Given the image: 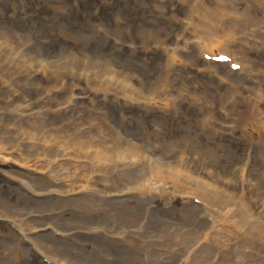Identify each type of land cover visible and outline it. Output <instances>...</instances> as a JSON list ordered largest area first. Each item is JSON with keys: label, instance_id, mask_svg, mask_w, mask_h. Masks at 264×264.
I'll use <instances>...</instances> for the list:
<instances>
[{"label": "rangeland", "instance_id": "1", "mask_svg": "<svg viewBox=\"0 0 264 264\" xmlns=\"http://www.w3.org/2000/svg\"><path fill=\"white\" fill-rule=\"evenodd\" d=\"M194 1L196 0L188 4L190 15H197ZM171 2L172 0H0V31L5 29L8 38H21L22 41L29 40L32 43V46L25 43L23 47L8 48L10 62H6L3 73L5 77L15 76L20 84L10 92L8 87L0 83V103L3 104L0 112L8 110L6 106L9 102L13 106L10 113L14 112L15 107L23 105L24 108L26 102H29L32 103L29 108L34 116L40 114L47 118L48 114L58 113L60 109L69 107L65 115L47 119L71 132L84 126L86 146L84 149L77 147L80 157L76 158L75 152L70 159L73 170L85 162L88 166L87 153L98 151L99 168L91 170L103 173L105 179H108L109 172L117 183L134 188H140L144 181L149 180H159L158 182L167 185L155 194L152 210L144 209L141 199L132 198L125 200L127 204H106L104 209L96 208L99 204L103 205L102 202L90 203L82 210L70 211L69 205H61L59 202L44 204L45 201H40L37 204L35 200L28 199L24 195L26 193L15 184L18 181L4 175V167L8 166L0 159V264H50L41 252H53L55 256H49L61 264H87L89 261L103 264H164V250L168 252L171 264H179L178 255H182L181 264H264V245H261L264 240L261 237L262 243L258 244L256 240H246L247 235L243 232L244 238L234 240L233 244H237L234 250H223L227 256L214 254L210 250L213 248L212 243H206L203 239L207 238V233H212L213 228H233L230 225L235 221L231 216L241 215L243 212H234L235 206H242L241 197H253L256 191L264 189L262 169L253 171L251 176L246 177L239 166L232 164L234 154L239 149L237 144H232L234 139L229 132L216 134L217 128L208 130L211 122L232 120L230 112L233 110L234 97L240 102L238 107L244 108V99L256 91L255 80L240 69H231L241 73V77L235 80L238 81L235 85L241 95H228L231 84L223 80V88L218 92L213 91L214 68L208 62H219L210 57L204 58L199 51L200 40L194 37L193 32L200 28L195 25L197 18L194 16L184 19L186 27L179 23L173 26L167 24L164 31L166 35L169 33L172 36L169 39L170 45H167L168 50L158 49L161 47L154 43L142 44L139 37L142 29L158 31L161 26L159 22L152 24V20L142 21L137 16L136 5L150 7L153 19L169 22L167 17L156 13V8L168 6ZM178 8L177 12L181 14L187 10L180 4ZM135 19L139 22L132 24ZM117 31L121 33L123 40L129 41L126 44L129 53L125 56L121 51L123 44L117 39ZM67 49L71 55L70 73L85 67L99 70L100 77L96 82L79 78L74 81L87 89L91 84L98 88L100 86L93 99H89L90 94L81 92L74 83L69 85L68 92L56 83H48L51 70L44 67L49 65V56ZM193 49L192 57L203 64L191 68L182 67L194 62L188 57L184 58L182 51L190 53ZM172 52L178 53L180 59H170ZM25 53L45 61L35 67L36 61H32ZM92 53L111 57L118 72L103 64L93 66ZM117 53L121 54V58L117 57ZM262 55L264 53L253 55V59L259 60L261 65L264 62ZM223 64L230 69L229 62ZM160 65L163 71L176 65L180 70L174 73V77L181 84L170 88L160 87L159 79L162 74L157 73L155 76L154 73L156 66ZM38 67L43 70L32 74ZM217 70L225 75L220 68ZM89 75L87 71L83 78ZM2 79L4 78L0 76V80ZM24 84L28 87L23 86ZM187 84L192 85L187 87ZM195 86L199 87L197 91L191 89L192 93L187 92ZM72 92H78V95L74 96ZM130 92L138 100L125 96ZM150 93L156 95L146 97ZM257 94L264 96L261 91H257ZM55 95L57 98L50 101L43 99ZM70 95L75 102L70 100ZM164 97H169L166 102L162 101ZM20 101L24 103L19 104ZM0 124L3 125L1 122ZM6 135L8 138L5 140L26 142L20 140L14 131ZM226 141H231L229 144H232L229 151L220 148ZM70 149L76 151L74 148ZM9 163L11 167L8 168L17 170L30 166L20 156L14 155L9 157ZM35 172L42 173L40 170ZM196 180L209 185L203 194L205 198L221 194L216 205L210 201L203 202L202 194L188 193L187 185L195 189L201 187ZM104 195L105 193L95 191L92 198L100 199ZM181 197H189L190 204L185 206ZM166 201L171 207L166 206ZM91 207L92 212L87 209ZM17 208L20 210H16ZM263 208L252 209L256 218L264 219V214L257 215V211ZM37 209L38 213L31 215L21 213L24 210L35 212ZM88 213L92 215H87ZM24 217L28 220L38 217L50 219L58 225L57 237L61 233L73 236L67 237V241L60 245L61 249L52 248L56 245L53 241H48L52 250H45L41 243L33 244L29 240H25V248H21V240L11 231L19 232L14 223L16 219ZM132 222L145 229L143 236L136 240L130 238L127 242L117 244L115 238L105 235L101 230L108 227L111 235L112 231ZM209 224L212 229L208 227ZM238 225L240 227L239 223ZM252 226L255 227V222ZM156 235L165 236L163 240L173 238L175 244L166 246L158 238H150ZM243 241H247L249 247L243 248ZM195 246L198 248L195 249ZM106 248L112 249L110 257ZM87 256L89 259H86Z\"/></svg>", "mask_w": 264, "mask_h": 264}, {"label": "bare ground", "instance_id": "2", "mask_svg": "<svg viewBox=\"0 0 264 264\" xmlns=\"http://www.w3.org/2000/svg\"><path fill=\"white\" fill-rule=\"evenodd\" d=\"M191 2H193V0H172L170 5L156 8V13L167 17L169 22L153 19L151 16L153 10L150 7L143 8L142 5H136L138 8L137 16H139L142 21L152 20V24L159 22V25L161 26L158 31L147 28L142 29V34L139 37L144 45L154 43L161 47H157L158 49L168 50L167 45H170L171 41L169 39H171L172 36H170L169 33L166 35L167 33L164 31L167 24L173 26L174 24L179 23L186 27L184 19L194 16L197 18L195 25L199 26L200 30L194 31L193 35L200 40L199 51L203 57L215 58L221 55H226L231 61L229 64L230 69H228L227 65L223 63L208 62L214 68L213 73L215 78L212 79L213 91L218 92L223 88V80L226 82L229 81L231 84V88L228 90V95H233L235 93L237 96L241 95L235 85V82H238L235 80L241 77V73L231 70L233 64L242 67L240 70L247 73L250 79L255 80L256 91H254L250 97L244 99L242 102L244 108L238 107L240 102L234 97L232 101L233 110L230 112L233 115L232 120L225 122H211L208 130H214L217 128L215 130L216 134L229 132L230 137L234 139L232 144H237L239 149V151L234 154L232 164L239 166L246 174V177L251 176L253 171H258L259 169H262L264 177V96L257 94V91H261L264 95V72L262 71V69H264V62H262L261 65L259 60L253 59L254 53H264V0H196L194 3L197 8V15H190L188 4ZM178 4L187 8L184 14L177 12L179 9ZM129 18L130 16L128 19ZM138 22L139 21L135 19L132 24ZM116 35L117 39L123 44V49H121V51L125 56L129 53V50L126 47V44H128L129 41L123 40L121 33L118 31ZM8 43L11 44L8 45ZM25 43L32 46V43L29 40L22 41L21 38H15L14 40L8 38L5 29L0 31V76L1 78H4L0 80V83L8 87L10 92L15 89L16 85L20 84V81H16L15 76H4V66L6 62H10L8 48L11 46L17 48L19 46L23 47ZM193 51L194 49L190 53H187V50L185 52L182 51V55L184 58L188 57L194 60L192 57ZM25 55H29L32 61H36L35 67L45 61V59L35 57L29 53H25ZM91 56L93 66L103 64L105 66H110L113 71L118 72L115 65L112 64L113 59L111 57L104 55L101 56L96 53H92ZM262 56L264 57V55ZM117 57L121 58V54L117 53ZM169 57L170 59H180V56L176 52H172ZM48 64L49 65L44 67L51 70V76L48 79V83H56L60 87L65 88L67 92L69 91V85L74 83L81 92H86V95L90 94L88 96L89 99L95 97L94 94H96L100 86L98 88L91 84L90 88L87 89L85 87H80L79 83L74 81L76 78H79L85 79L88 82H96L98 77H100L98 69L85 67L77 72L73 71L71 74V55L69 49L51 54L48 58ZM199 64L203 63L195 59L194 62L182 67L188 66L191 68L192 66H197ZM219 68L221 72L225 73V75L219 73L217 70ZM223 69H225V71ZM42 70L43 68L38 67L31 73H38ZM179 70L180 69L176 68V65L167 68L166 71H163L162 65L159 67L156 66V71H154L155 76L157 73L162 74L159 79L161 82L160 87L165 86L166 88H170L175 85L179 86L181 84L180 80L177 81L178 78L174 77V73ZM87 71L90 73L89 77L83 78V75ZM169 76H171V78H169ZM224 78L226 80H224ZM191 85L192 84H187L186 86L190 87ZM23 86L28 87L26 84ZM198 88V86L189 88L187 92L192 93V91H197ZM100 90H103V88ZM72 94L77 96L78 92H72ZM155 95L156 93H150L146 97ZM125 96L138 100L133 92L126 93ZM54 98H57V96L55 95L43 99L50 101ZM168 98L169 97H164L162 98V101L166 102ZM2 100L4 101L3 97ZM70 100L75 102L71 95ZM18 103L23 104L24 102L20 101ZM31 104L32 103L26 102L24 108H22L23 105L15 107L13 110L14 112L10 113L11 111L9 110H12L13 106L11 105V102H9L6 106L8 110L0 112V122L3 123V125L0 124V159L3 161V164L11 167L10 163L8 164L9 157L12 155L17 157L20 156L23 162L30 165L22 170L4 167L5 169L3 170V173L4 175L12 177L13 180L18 181V183L15 184L27 195L29 194L33 197L24 194L28 199L35 200L37 204L41 203L40 201H45L43 202L44 204H50L52 201L59 202L61 205H69L70 211L76 209L82 210L89 206L90 203L99 204L102 202L103 205L99 204L96 208L103 207L104 209L106 204H127V201L125 200H131L132 198L141 199L144 209L152 210L154 208L152 203L153 198L160 188H166V184L158 182L159 180H154L153 182H150L149 180L144 181L143 186H140V188H134L132 186H126V184L124 185L123 183L119 184L120 182L117 183L109 172L108 179H105V177L103 178V173L100 174L97 170H91V168H99L100 157L98 151L87 153V158H89L88 166L87 162H85L83 165H80L78 169L73 170V165H70V159H72L74 153L77 152V147L84 149L86 146V132L83 131L84 126H79L76 132H71L69 129L65 130L64 128L58 127L53 120L47 119L54 116L58 117L65 115L69 110V107L60 109V112L58 113L48 114V117L46 118L42 117L40 114L34 116L29 108ZM155 104L157 103L155 102ZM2 105L3 104L0 103V109ZM41 107L44 108L43 106ZM83 119L85 120L86 116H84ZM206 122H209L208 119H206ZM12 131L15 132L20 140L26 142H19L16 139L14 141L5 140V138H8L6 133ZM229 143H231V141L224 142L221 144L220 148L224 151L231 150L232 144ZM69 148H74L76 151L69 150ZM211 152L213 156V151ZM75 157L79 158L80 154L77 152ZM35 170H40L42 173H37ZM196 182L201 187L195 189L193 186L187 185L186 189H188V193L194 195L202 194L204 199L203 202L210 201L214 202L216 205L221 194L216 193L212 196L209 195V198L207 199L203 194L206 193V189L208 190L207 187L209 185L198 180H196ZM95 191L103 194L105 193L104 196L108 198L110 197V199H106L104 196L100 199H93L92 197ZM115 193L118 196H116ZM181 200L185 203V206L190 204L189 197H181ZM234 204L235 203H232V205ZM240 204L242 205L240 206L241 208L235 206L234 212L241 213V211H243L242 214L231 216L236 222H231L232 224L230 226L233 228L227 229L225 227H220L218 230L213 228L212 233H207V238H203L206 243H212L213 248L210 250L214 251V254L226 255L223 250H234L237 245L233 244L234 240L237 238H244L245 235L243 232L247 235L246 240H256L259 242L258 244L262 243L261 239L264 240V221H262L264 219L256 218L255 213L252 211V209L258 210L264 207V189L256 191L253 197H241ZM166 206L171 207L168 201H166ZM92 208L93 207L87 209L92 212ZM206 208L208 207L206 206ZM16 210L20 209L17 208ZM52 211L58 212V210ZM23 212H27L31 215V213H38V209L35 210V212L34 210H24L21 213ZM257 212V215L264 214V208ZM87 215H92V213H88ZM256 219H259L262 222H257ZM49 220L42 217H38V219L35 220H28L25 217L22 219H16L14 224L19 229V232L11 231V233L21 240V248H25V240H29L33 244L41 243V247L45 250H52V248L61 249L62 247L60 245L67 241L66 239L68 236H73V234L67 235L66 233H61V236L57 237L59 232H57L58 230L56 229V226L58 225ZM237 222L240 224V227ZM253 222H255V227L252 226ZM52 224L53 227L51 226ZM209 226L212 229L211 224H209L208 227ZM101 230L105 235L108 234L109 237L115 238L116 242H118L117 244L123 241L127 242L130 238L134 240L139 239L145 233L144 227L136 222L117 228L115 231H112L111 235L108 227H103ZM63 231L67 232L65 229ZM164 237L165 236L156 235L155 237L150 238H158L161 240V244L166 246H171L172 243H174L173 238L167 237L163 240ZM48 241H53L56 245L51 248ZM241 243H243V248L249 247L247 241ZM261 245H264V243ZM197 248L198 247L195 246V249ZM111 250L110 248L105 249L109 257ZM41 253L48 263L61 264L49 256L54 255L53 252H48L46 254L43 252ZM167 254L168 252L164 250L163 255H166V261L164 264H171ZM181 256L182 255H178L177 262L179 264H181ZM70 257L71 256H68V258ZM68 258L65 257L66 262H68ZM86 259H89V257L87 256ZM87 264L103 263L89 261Z\"/></svg>", "mask_w": 264, "mask_h": 264}]
</instances>
